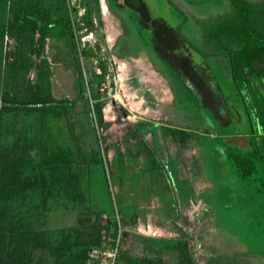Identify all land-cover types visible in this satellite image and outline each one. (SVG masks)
<instances>
[{"label":"rangeland","instance_id":"374dc122","mask_svg":"<svg viewBox=\"0 0 264 264\" xmlns=\"http://www.w3.org/2000/svg\"><path fill=\"white\" fill-rule=\"evenodd\" d=\"M144 1L182 35L176 51L202 68L205 27L236 13L232 0H190L196 10ZM245 1L251 11L264 3ZM110 18L99 0H0V223L13 231L12 242L0 239V264H88L93 247H116L115 264H264L252 177L239 176L218 120L194 91L177 98L141 40L123 43L131 52L108 40L117 33ZM96 52L117 91L91 84V105L79 94Z\"/></svg>","mask_w":264,"mask_h":264},{"label":"flooded vegetation","instance_id":"af4514ba","mask_svg":"<svg viewBox=\"0 0 264 264\" xmlns=\"http://www.w3.org/2000/svg\"><path fill=\"white\" fill-rule=\"evenodd\" d=\"M182 1L196 10L195 2ZM99 2L102 12L110 15L113 27L117 31L116 36L109 37L108 40H114L120 48L125 50L127 45L123 43L133 39L141 40L143 44L140 51L144 52L149 61L170 82L171 88L176 92V96L178 95L177 98L185 97V92L192 90L194 86L190 70L195 63L190 55L176 51L178 43H181L182 35L175 32L163 19L153 17L144 0H99ZM169 2L175 5L174 0ZM227 20L223 17L216 18L205 27L203 37H205L204 45L207 49L202 47L200 49L209 59L207 64H203V69L210 82L207 90L205 89L204 104L206 111L219 122L218 125L222 129L220 139L224 150L234 159L239 176L243 179L252 177L250 183L253 193L250 195L258 200L254 207L257 216L253 218V228L255 237L259 239L264 237V77L259 76L256 70L259 66L263 67L261 70H264V52L244 51L243 46L244 43L261 44V41L263 44L264 37L255 34L218 33L221 23ZM250 20L256 21L255 18ZM139 30L144 31L145 34H140ZM133 31L137 33H132ZM132 36H134L133 39H131ZM211 68L216 71L220 82L211 74ZM222 84L229 86L232 94L235 93L237 104L227 103L220 87ZM116 89L115 85L113 94L117 91ZM216 90L219 95L214 94ZM194 93L200 100L199 94L195 91ZM216 100L219 101L218 109L215 108ZM127 112L122 111V114L125 113V117H129ZM147 121H151L153 126L169 127L167 123ZM233 122L235 127L232 128V133L226 132L225 127Z\"/></svg>","mask_w":264,"mask_h":264},{"label":"trees","instance_id":"16d2710c","mask_svg":"<svg viewBox=\"0 0 264 264\" xmlns=\"http://www.w3.org/2000/svg\"><path fill=\"white\" fill-rule=\"evenodd\" d=\"M232 2L234 3V6H235V12H236L235 16L227 18L228 20L225 23H221V25L218 29L220 31H218V33L219 32H226L228 34L243 33L245 35L255 34V35H260V36L264 37V3L261 5L259 10L251 11V7L246 1L232 0ZM251 18H255L256 21L251 22V20H250ZM86 22L89 25L91 24V22L89 20H86ZM48 23L61 25V26L65 27L69 30L71 29L69 22L66 18L53 17L52 19H50L48 21ZM260 43L261 44H257V45H253L252 43H244L243 49H244V51H248V52L251 50H260V51L264 52V42H263V44H262V41ZM261 69H263V67L259 66L258 70H256V71H257L259 76L264 77V70H261ZM190 76L192 77V81L194 82L195 92H197L199 94L200 98H203V95L205 98V93L203 92V89H202L203 87L200 83L197 82V78L195 77V75L192 73L191 70H190ZM96 78H97V81H100V79H102V76H96ZM94 80L95 79L92 76V82ZM92 93H93V95H92V97H93L95 92H92ZM82 96L87 97L85 88L83 90V94L82 93L79 94V97L82 98ZM48 101L51 102L52 104H55L58 106H64L67 103L65 101L54 100L52 98L49 99ZM201 103H202V101H201ZM42 104H45V103H42ZM101 116H102V114L99 112V117H101ZM30 184H31V181L23 182V184H21L20 186L17 185L13 188H10L3 195V198L10 199L13 195L16 194V192L26 190L29 187L28 185H30ZM46 191H48L47 187H44V189H42V196L45 195L44 192H46ZM3 208H6V205L2 206V209ZM5 224H6L5 220L2 223H0V239L3 242L4 241L12 242L10 235H12L13 231L9 227H7V225H5ZM108 229H111V226H109ZM13 251L14 250L11 249L8 252L12 253ZM143 261H144V264H167V263H165L163 261H159V260L156 262H153L152 260L144 259ZM177 264H182V263H177Z\"/></svg>","mask_w":264,"mask_h":264},{"label":"built area","instance_id":"2783aa9c","mask_svg":"<svg viewBox=\"0 0 264 264\" xmlns=\"http://www.w3.org/2000/svg\"><path fill=\"white\" fill-rule=\"evenodd\" d=\"M83 40V38H82ZM105 57H100L99 54L96 52L95 55L92 56L90 62L91 67L84 69V76L87 80L86 83V94L87 97L92 105L93 101V91L91 88V84H94L96 87V92L99 94H109V86L110 83L113 82L110 78V72L105 73L104 67L101 64V60L104 62ZM105 63V62H104ZM92 74L95 76H102V79L100 81H97L96 83L92 82ZM114 96V94H112ZM116 252L117 248H111L110 250L100 249L98 247H93L89 250V257H88V264H115L116 263Z\"/></svg>","mask_w":264,"mask_h":264},{"label":"water","instance_id":"95a60500","mask_svg":"<svg viewBox=\"0 0 264 264\" xmlns=\"http://www.w3.org/2000/svg\"><path fill=\"white\" fill-rule=\"evenodd\" d=\"M191 71L195 75V77L197 78V82L202 85L203 92L206 93L205 89L207 90V86H208L210 80H209V77L206 75L204 69L202 67H200V66L195 64V65H193L191 67ZM114 88H115V83L111 82L110 86H109V94L112 95L114 93ZM192 91H195L194 86H192ZM214 94H218L219 95L217 90L215 91ZM200 99H201L202 102H204L205 101L204 95H203V98H200ZM215 108L216 109L219 108V101H217V100L215 101ZM123 116H125V113H123Z\"/></svg>","mask_w":264,"mask_h":264}]
</instances>
